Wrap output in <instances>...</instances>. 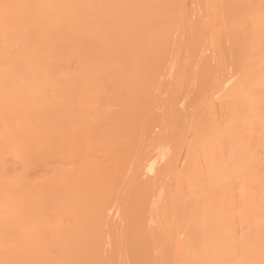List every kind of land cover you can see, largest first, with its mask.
<instances>
[{
  "label": "bare ground",
  "instance_id": "6f19581e",
  "mask_svg": "<svg viewBox=\"0 0 264 264\" xmlns=\"http://www.w3.org/2000/svg\"><path fill=\"white\" fill-rule=\"evenodd\" d=\"M0 264H264V0H0Z\"/></svg>",
  "mask_w": 264,
  "mask_h": 264
}]
</instances>
